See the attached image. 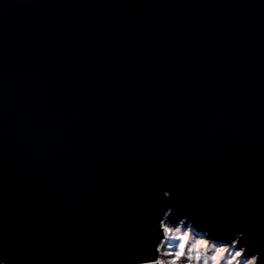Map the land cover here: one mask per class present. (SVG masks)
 Here are the masks:
<instances>
[{
	"label": "water",
	"instance_id": "water-1",
	"mask_svg": "<svg viewBox=\"0 0 264 264\" xmlns=\"http://www.w3.org/2000/svg\"><path fill=\"white\" fill-rule=\"evenodd\" d=\"M164 225L264 264V0H0V264H157Z\"/></svg>",
	"mask_w": 264,
	"mask_h": 264
},
{
	"label": "rangeland",
	"instance_id": "rangeland-1",
	"mask_svg": "<svg viewBox=\"0 0 264 264\" xmlns=\"http://www.w3.org/2000/svg\"><path fill=\"white\" fill-rule=\"evenodd\" d=\"M164 228L166 230L165 239L159 250L160 261H164V264H172L175 260V253L180 250L179 246L182 243L184 244V254L178 260H175V264H204L205 260H208V264H213L209 257L216 249L225 246L195 236L190 230L184 229L182 226L164 225ZM181 237H184V239L181 240ZM236 251L233 246L227 245V250L219 260V264H225V261L231 259ZM237 259L250 261L251 258L242 257Z\"/></svg>",
	"mask_w": 264,
	"mask_h": 264
},
{
	"label": "clouds",
	"instance_id": "clouds-1",
	"mask_svg": "<svg viewBox=\"0 0 264 264\" xmlns=\"http://www.w3.org/2000/svg\"><path fill=\"white\" fill-rule=\"evenodd\" d=\"M184 237H181V240H183ZM227 250V245L224 247L216 249L213 254L209 257L213 264H219V260L223 256L224 252ZM244 249L241 248L235 252V254L231 257V259H228L225 261V264H255L256 261H258V256L254 255L250 261L248 260H238L237 258H242L244 256ZM158 264H164V261H158ZM204 264H208V260L204 261Z\"/></svg>",
	"mask_w": 264,
	"mask_h": 264
},
{
	"label": "snow or ice",
	"instance_id": "snow-or-ice-1",
	"mask_svg": "<svg viewBox=\"0 0 264 264\" xmlns=\"http://www.w3.org/2000/svg\"><path fill=\"white\" fill-rule=\"evenodd\" d=\"M179 248L180 250L175 253V260H178L184 254L183 253V248H184L183 243L179 246ZM175 260H173L172 264H175Z\"/></svg>",
	"mask_w": 264,
	"mask_h": 264
},
{
	"label": "built area",
	"instance_id": "built-area-1",
	"mask_svg": "<svg viewBox=\"0 0 264 264\" xmlns=\"http://www.w3.org/2000/svg\"><path fill=\"white\" fill-rule=\"evenodd\" d=\"M163 231H164V234H166V230H165V228L163 227ZM162 243H163V241H162ZM162 243H161V246H162ZM158 261H160V258L158 257ZM158 261H157V264H158Z\"/></svg>",
	"mask_w": 264,
	"mask_h": 264
}]
</instances>
